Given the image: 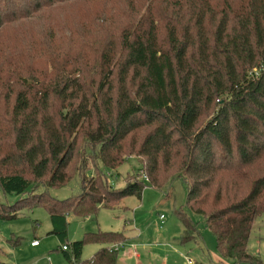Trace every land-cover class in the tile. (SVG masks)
<instances>
[{
	"label": "trees",
	"instance_id": "16d2710c",
	"mask_svg": "<svg viewBox=\"0 0 264 264\" xmlns=\"http://www.w3.org/2000/svg\"><path fill=\"white\" fill-rule=\"evenodd\" d=\"M140 130L143 175L113 188L105 170L124 163L123 143ZM77 143L97 147V174L81 172L64 199L36 192L67 183ZM262 162L264 0H0V186L20 197L0 202V220L43 207L63 241L67 214L94 218L177 177L219 256L262 264L248 251L264 215ZM174 212L180 243L197 242L183 206ZM126 240L88 231L62 253L117 264ZM86 244L101 246L81 260Z\"/></svg>",
	"mask_w": 264,
	"mask_h": 264
},
{
	"label": "rangeland",
	"instance_id": "374dc122",
	"mask_svg": "<svg viewBox=\"0 0 264 264\" xmlns=\"http://www.w3.org/2000/svg\"><path fill=\"white\" fill-rule=\"evenodd\" d=\"M144 133V130H140L123 143V164L116 170H105L108 183L113 188H120L127 179L136 176L140 178V175H143L142 158L138 156L137 149ZM97 157V147L95 148L91 143H77L75 155L67 169V175L70 176L67 183L58 187L40 185L36 192L47 190L50 195L58 199L78 193L82 178L97 174L95 168ZM254 168L256 176H259L264 171V162ZM118 175L126 180L122 181ZM28 176L32 179V176ZM46 179L47 176L37 180V183L44 184ZM37 183L32 184L33 188ZM185 197L186 186L177 177L157 188L145 183L140 200L136 196L122 200V204H126L129 208L126 211L120 208L119 204L110 210H99L90 222L73 216L68 218V238L73 232L78 233L84 224L91 225L96 231L99 228L100 230L106 228L107 224H115L114 228H117L115 230L139 238L138 241L135 238L132 242L142 245L139 249L143 250V264H187L188 259L192 260V264H234L232 260L219 256L213 232L205 226V220L201 215L193 213L185 206ZM18 199H20L18 195L5 194L0 186V202L14 204ZM180 206H183L184 211L196 225L199 233L197 242L180 243L183 227L174 212V209ZM160 215L164 217L162 223ZM50 229V217L43 207L24 208L17 219L0 220V259L10 264H70L59 249L61 244L57 237L48 234ZM36 239L40 244L32 247L31 243ZM93 246L85 245L82 259L91 253ZM248 251L251 255L259 257L264 264V215L254 221ZM119 254L121 256L122 251Z\"/></svg>",
	"mask_w": 264,
	"mask_h": 264
},
{
	"label": "crops",
	"instance_id": "0c3cea01",
	"mask_svg": "<svg viewBox=\"0 0 264 264\" xmlns=\"http://www.w3.org/2000/svg\"><path fill=\"white\" fill-rule=\"evenodd\" d=\"M113 170H116V169H113ZM113 170H111V171H113ZM120 175H118V177H119ZM120 178L122 179V181H123V179H125L126 180V178H122V176H120ZM125 182V181H124ZM143 192V191H142ZM141 197H142V195H141ZM139 200L141 199V198H138ZM120 208H122L123 210H128L129 208H128V206L126 205V204H122V202L120 203ZM100 210H110V209H100ZM71 216H73V217H75V218H78L79 220H83V221H87V222H90V219H92L93 217H78V216H76V215H73V214H67L66 215V221H67V236H66V238L62 241V240H60L54 233H52L51 231H52V222H51V219H50V222H51V229L49 230V232H48V234H50V235H54V236H56L57 237V239L59 240V242H60V250L62 251V245H69L71 242H73V241H76L77 239L79 240L82 236H83V234L84 233H86V232H88V231H96V229L95 228H93L91 225H83V227H82V229L78 232V233H76V234H74V232L72 233V236L70 235L69 237L70 238H68V218H70ZM160 221H161V223L163 222L161 219H160ZM115 224H107V226H106V228H102L101 230H115V229H117V228H114L115 226H114ZM97 230H100V228L99 229H97ZM115 231H117V230H115ZM127 236V235H126ZM135 238L137 239V241L139 240V238L136 236H127V240L125 241V242H123L122 244H120L119 246H118V263L117 264H128V263H130V264H143L142 263V258H143V250H141V249H139V247L140 246H142L141 244H139L138 242H137V244H133V239H134V241H135ZM70 239V240H69ZM37 240V239H36ZM18 243V242H17ZM20 243V242H19ZM18 243V244H19ZM39 240H38V244L37 245H31L32 247H37V246H39ZM87 245V244H86ZM92 245H94L93 246V249L91 250V253L88 255V256H85L86 258L85 259H90L92 256H93V254L97 251V249L98 248H100V246L101 245H98V244H92ZM84 247H85V245H84ZM84 247L82 248V251H81V256H80V259L81 260H85V259H82V257H84L83 256V251H84ZM122 247V248H121ZM128 247V248H127ZM70 248V247H69ZM67 249L68 251L70 250V249ZM127 248V249H126ZM58 249V250H59ZM120 251H122V255L120 256ZM64 255V254H63ZM64 257V256H63ZM149 257V256H148ZM155 257V256H154ZM65 259V258H64ZM66 260V259H65ZM6 262V261H5ZM69 263V262H68Z\"/></svg>",
	"mask_w": 264,
	"mask_h": 264
},
{
	"label": "built area",
	"instance_id": "2783aa9c",
	"mask_svg": "<svg viewBox=\"0 0 264 264\" xmlns=\"http://www.w3.org/2000/svg\"><path fill=\"white\" fill-rule=\"evenodd\" d=\"M143 178H145V180H147V178L144 176ZM163 215H160V219L163 220ZM38 244V240H34L32 241L31 245H37ZM62 249L63 250H66L67 249V246L66 245H62ZM187 264H192V260L188 259L187 261Z\"/></svg>",
	"mask_w": 264,
	"mask_h": 264
}]
</instances>
